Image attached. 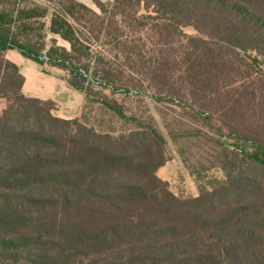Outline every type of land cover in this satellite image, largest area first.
<instances>
[{
    "label": "trees",
    "instance_id": "trees-1",
    "mask_svg": "<svg viewBox=\"0 0 264 264\" xmlns=\"http://www.w3.org/2000/svg\"><path fill=\"white\" fill-rule=\"evenodd\" d=\"M93 2L0 0V264H264V128L229 125L223 101L264 105L241 57L264 58V0ZM8 50L63 71L80 116L25 96ZM142 90L205 127L170 131L215 149L222 177L198 196L157 175L166 139L115 99ZM93 105L122 126L89 123Z\"/></svg>",
    "mask_w": 264,
    "mask_h": 264
},
{
    "label": "rangeland",
    "instance_id": "rangeland-1",
    "mask_svg": "<svg viewBox=\"0 0 264 264\" xmlns=\"http://www.w3.org/2000/svg\"><path fill=\"white\" fill-rule=\"evenodd\" d=\"M81 1L99 11L93 0ZM101 1L110 3L113 0ZM141 12L146 13L144 9ZM183 30L189 35L197 34L192 26H187ZM50 37L53 38L54 36L51 35ZM57 39L60 45L69 46L61 38L57 37ZM241 57L250 67L247 68L248 72L264 74L263 57L259 56L257 62L253 61L256 57L255 53L241 54ZM45 62L47 61L45 60ZM43 68L49 71L56 69L50 65H45ZM240 94L237 95L235 92H229L223 97L225 103H230V110L227 114L228 124L239 126L243 128V131H252L256 127L264 128V105L246 104L247 102L243 100L233 102L234 97L237 96L239 99ZM115 99L126 108L128 113H137L138 116H142V118H146V121L154 124L166 139L168 161L157 171V175L169 183L170 189L174 194L179 197H196L200 193L197 180L206 184L210 180L222 177V171L215 162V149L207 144L208 142L205 138L202 136L186 135L181 136L177 141H173L170 135L171 130L175 132L180 130L191 132L193 130H200V127L205 129L203 125L193 121L178 109L171 107V105L157 103L147 90H142L140 95L133 99H128L120 94H116ZM86 112L91 115L89 123L97 124L101 129H107L110 123L115 128L122 126L118 121L112 120L110 115L104 109L101 110L97 105L89 107ZM211 123L220 127L224 133L230 132L227 126L220 124L217 120H212ZM226 142L233 144V141ZM258 173H262V171H258Z\"/></svg>",
    "mask_w": 264,
    "mask_h": 264
},
{
    "label": "crops",
    "instance_id": "crops-1",
    "mask_svg": "<svg viewBox=\"0 0 264 264\" xmlns=\"http://www.w3.org/2000/svg\"><path fill=\"white\" fill-rule=\"evenodd\" d=\"M5 55L20 68L25 77L22 88L25 96L54 101L57 105L55 115L60 118L73 119L80 116L86 96L69 85L63 71L53 69L45 73L43 66L24 57L17 50H8ZM6 105L5 99L0 98V112Z\"/></svg>",
    "mask_w": 264,
    "mask_h": 264
}]
</instances>
